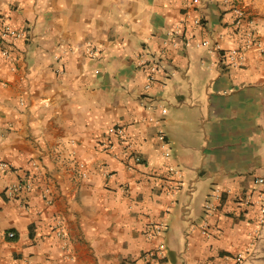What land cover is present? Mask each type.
<instances>
[{"label": "crops", "instance_id": "1", "mask_svg": "<svg viewBox=\"0 0 264 264\" xmlns=\"http://www.w3.org/2000/svg\"><path fill=\"white\" fill-rule=\"evenodd\" d=\"M241 2L264 50V0ZM190 17L202 21L182 27L191 43L241 44L225 0H0V18L25 34L8 46L14 70L0 53V162L12 166L0 172V264H154L147 234L161 221L162 264H230L238 253L242 264H264L258 207L243 204L264 178V54L249 51L243 67L225 68L207 48L170 47L144 89L140 55L160 52ZM115 124L129 145L119 159ZM25 177L32 192L9 198ZM206 204L216 211L204 235Z\"/></svg>", "mask_w": 264, "mask_h": 264}, {"label": "built area", "instance_id": "2", "mask_svg": "<svg viewBox=\"0 0 264 264\" xmlns=\"http://www.w3.org/2000/svg\"><path fill=\"white\" fill-rule=\"evenodd\" d=\"M230 6L232 12L234 13L233 26L237 31L241 32L242 40L241 44L236 47L230 49H221L217 43L211 42L209 39H205L199 41L195 44L191 43L190 40L183 38L182 27L185 25V22H190L193 26H200L202 21L198 17H190L188 20L180 21V25L175 29L169 31L167 33V39L163 43V48L160 52L156 54H151L149 52L142 53L139 57L138 65L146 70V77L144 82V89L150 90L154 83H156L158 79V75L163 73L164 70V58L166 56V50L170 47L176 48L178 46L183 47H191L194 46L196 48H207L211 53H215L218 55L220 59V65H223L225 68H241L245 65V57L249 51H255L259 54V56H263L264 50L262 48L259 32L256 29V25L254 24V17L252 13L246 8V6L241 2V0H225ZM193 2L197 3V0H193ZM25 38V34L21 31H18L12 28L5 20L0 18V42L3 43V47L1 48V55L8 58L10 62V68L12 70L15 69V59L10 54L9 45L22 40ZM98 53V49L92 47L89 51V54L92 58H95ZM162 114H165V110L161 111ZM109 134L116 136L120 141V147L115 152L114 157L116 159L122 158L126 155L129 150V145L126 144L125 140V132L120 125H113L108 129ZM159 140L163 143V146H166L164 142L163 134L159 135ZM73 144V142H71ZM170 156L169 150L164 148V157L168 158ZM135 163L140 162V157L136 154L132 155ZM32 171L35 176H39V178H45V171L42 167L33 162ZM12 166L6 162H0V172L4 173L6 170L11 168ZM169 172L173 175L176 180L180 178V171L178 169H174L172 167L169 168ZM82 177H85L86 174L84 172L81 173ZM104 177H111V173L108 171H103ZM254 185L257 187L255 193V200L252 202L250 197L244 199V205L254 204L258 207V213L256 218L257 228L254 229V232H258L259 228L264 225V178L258 177L254 179ZM34 187V180L30 177H25L20 179L14 188L7 190V196L9 198L14 197V194H29L32 192ZM173 189H176L175 187ZM41 199L44 201L46 205L51 204L50 197V189L47 186H44L40 193ZM218 200V198H217ZM206 217L201 222L200 230L204 235H207V227L208 223L206 218L211 216L216 211V206L214 204H206L204 206ZM166 228V223L164 221L152 224L149 232L148 239L155 241V247L149 253V257L152 258L154 264H162L163 259L165 258V245L163 242V235ZM51 229L53 230L56 237H58L61 241V248L66 249V233L62 226V221L60 218H55L51 224ZM9 238H13L15 234L13 232L8 233ZM253 243H251V246ZM243 256L241 253L236 254L232 257V263L230 264H242ZM23 264H29L24 262Z\"/></svg>", "mask_w": 264, "mask_h": 264}]
</instances>
